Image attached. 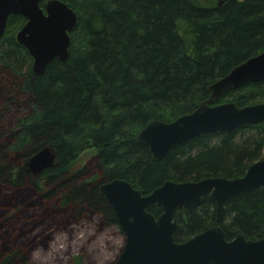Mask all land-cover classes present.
Here are the masks:
<instances>
[{"label": "trees", "instance_id": "1", "mask_svg": "<svg viewBox=\"0 0 264 264\" xmlns=\"http://www.w3.org/2000/svg\"><path fill=\"white\" fill-rule=\"evenodd\" d=\"M62 1L78 16L67 60L54 58L34 74L32 57L16 40L26 23L21 15L8 18L0 40V264L27 263L52 230L90 215L119 226L99 191L104 182L121 178L150 194L167 180L238 178L264 159L262 123L201 134L158 161L136 140L148 121L192 112L212 83L264 50V0ZM226 100L239 107L264 102V81L229 90L215 103ZM49 144L59 163L35 180L23 162ZM84 149L93 155L74 166ZM147 210L162 212L156 204ZM215 219L207 196L184 215L176 240ZM220 224L228 239L264 238V192L226 201Z\"/></svg>", "mask_w": 264, "mask_h": 264}, {"label": "water", "instance_id": "2", "mask_svg": "<svg viewBox=\"0 0 264 264\" xmlns=\"http://www.w3.org/2000/svg\"><path fill=\"white\" fill-rule=\"evenodd\" d=\"M11 15L26 19L16 40L32 57L34 74L42 75L54 58L68 59L71 33L77 27L78 16L67 3L62 0H0V40ZM263 81L264 50L212 83L209 98L192 112L172 122L152 119L137 134L136 140L146 145L153 160L158 161L204 133L255 123H262L264 129V102L244 107L235 102L215 103L229 90ZM58 163L56 148L49 144L25 159L23 168L39 180L44 170ZM257 188L264 192V159L251 164L238 178L167 180L150 194L121 178L102 183L99 191L113 209L125 236L115 264H264V238L252 240L239 233L228 239L220 224L226 201ZM207 196L215 204L216 224L184 242L177 241L176 234L185 227L181 222L183 216ZM151 204L159 206L162 212L157 216L149 212L147 208Z\"/></svg>", "mask_w": 264, "mask_h": 264}, {"label": "rangeland", "instance_id": "3", "mask_svg": "<svg viewBox=\"0 0 264 264\" xmlns=\"http://www.w3.org/2000/svg\"><path fill=\"white\" fill-rule=\"evenodd\" d=\"M93 153L92 149H84L73 165L82 166ZM124 243L125 236L119 226H106L101 216L90 215L79 222H70L65 228L52 230L45 244L37 243L33 247L25 264H115Z\"/></svg>", "mask_w": 264, "mask_h": 264}, {"label": "flooded vegetation", "instance_id": "4", "mask_svg": "<svg viewBox=\"0 0 264 264\" xmlns=\"http://www.w3.org/2000/svg\"><path fill=\"white\" fill-rule=\"evenodd\" d=\"M184 217V216H183ZM181 222L183 223V221L181 220Z\"/></svg>", "mask_w": 264, "mask_h": 264}]
</instances>
